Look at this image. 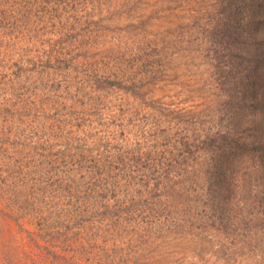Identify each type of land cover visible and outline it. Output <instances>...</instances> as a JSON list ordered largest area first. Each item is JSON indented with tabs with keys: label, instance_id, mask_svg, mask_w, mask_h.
<instances>
[{
	"label": "trees",
	"instance_id": "1",
	"mask_svg": "<svg viewBox=\"0 0 264 264\" xmlns=\"http://www.w3.org/2000/svg\"><path fill=\"white\" fill-rule=\"evenodd\" d=\"M77 2L0 0V215L24 234L0 264H264V0L174 18L206 44L201 108L144 60L165 34L101 63Z\"/></svg>",
	"mask_w": 264,
	"mask_h": 264
},
{
	"label": "rangeland",
	"instance_id": "2",
	"mask_svg": "<svg viewBox=\"0 0 264 264\" xmlns=\"http://www.w3.org/2000/svg\"><path fill=\"white\" fill-rule=\"evenodd\" d=\"M174 1H176L175 4L179 3V6L171 8V5L175 4L169 0H81V4L77 2L75 5L76 11L69 10V16L96 15L95 18L102 22L100 28L104 32V35L99 38L100 49H94V52L99 50L96 59L104 63L103 55L99 52L109 53L113 57L111 63L114 66L125 63L129 54L144 46L147 43L145 41L159 37L160 33L165 34L166 45L160 54L162 60L159 61L157 56L153 57L154 55H149L144 60L150 58L151 64H155L154 66L162 65L168 69L164 78L171 84L167 88H170L174 95L167 96L168 100L177 99L179 102L186 100V104L201 108L203 101L207 102L209 98L215 97L210 73L211 66L207 62H203L204 57L198 53L205 47V41H202L201 33L196 29L197 27L193 32L186 30V34L180 36L179 31L171 32L180 22L174 18L185 21L187 16L190 19L194 15L205 19L206 17L202 15L215 8L216 0ZM97 3H102V5L97 7V12L94 13L93 4ZM132 38L134 39L132 40ZM176 38L178 49L177 53H173ZM166 89L157 92L162 94ZM24 224L29 228H34L29 221L25 220ZM17 235L24 236L12 220L0 215V243L8 244V252L12 246L10 237ZM21 236L18 237L20 239L16 238V242H13L17 246L20 244ZM17 246L13 245L15 250L18 249Z\"/></svg>",
	"mask_w": 264,
	"mask_h": 264
}]
</instances>
